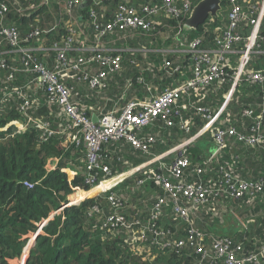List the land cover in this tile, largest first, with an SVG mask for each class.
<instances>
[{
    "label": "trees",
    "instance_id": "1",
    "mask_svg": "<svg viewBox=\"0 0 264 264\" xmlns=\"http://www.w3.org/2000/svg\"><path fill=\"white\" fill-rule=\"evenodd\" d=\"M129 1L137 7L161 6L163 2ZM199 1L195 0V3ZM258 1L260 0H240L247 14ZM38 2L39 0H34V3ZM119 2L120 0H103L109 9L115 8ZM93 5L92 2L84 5V19L88 18L87 11ZM227 6V0H222V9ZM45 11V19L41 24L32 20L27 22L25 17L18 19L14 15L16 12L8 15V22L14 18L13 22L19 29L27 32L36 25L47 26L51 21V12ZM222 18V14L217 18L210 17L197 30L183 31L182 38L186 43L203 38L205 43L214 46V38L224 30L223 25L226 24ZM185 21L186 18L160 16L155 19L159 25L154 32L137 31L130 35L124 42L127 49L123 56V70L109 81L108 87L102 92L112 95L121 92L118 86L132 82L129 97L137 94L144 100L157 93V90L177 88L194 79V59L189 54L164 51L168 46L177 47L175 34L180 24L183 28ZM242 25L243 35L248 36L251 32L249 21L245 20ZM155 48L158 51H153ZM256 50L260 52L251 55L249 67L254 71L264 72V19ZM235 58L236 56L231 57L230 66L235 65ZM6 74V70L0 71V264H11V261L21 258L31 235L35 233L36 240L26 251L24 264H225V256L218 255L214 250L217 237H229V247L232 250L242 245L244 254L257 251L264 242V236L254 238V233H251L253 228L264 229L261 227L264 222V192L253 200L247 196L240 199L230 196L212 198L197 213L188 215V218L176 211L173 201H168L162 206L160 216L153 219L154 204L166 193L154 174L170 175L157 162L122 179L107 192L90 195L92 187L86 182L89 174L87 149L72 144L74 131L71 130L47 136L41 125L36 123L19 131L16 122L24 121L20 111L23 100L14 92L24 86L29 77L18 73L15 80L6 81ZM140 77L144 79L142 83L138 82ZM66 83L74 85L75 99L81 100L84 105L88 103L86 97L102 102V94L97 93L100 91L91 90L84 84L75 85L72 79H68ZM231 85V81L226 79L224 82L215 81L209 86H194L189 95H184L179 100L180 109L173 118V126L157 122L136 131L139 139L147 136L155 138L148 143L147 152L125 138L110 140L102 146V164L109 166L113 175L118 176L150 162L182 139L195 135L208 122V117H203V113H198L196 108L207 107L208 114L214 116L225 102ZM31 99L33 106L30 113L33 119L48 121L56 129L64 119L60 107L48 103L43 91L38 88L32 89ZM263 106L264 84L243 82L239 85L233 100L212 129L190 147L189 155L193 165L186 170L187 181L195 182L199 179L193 169L198 165H206V150L211 152L212 146L214 149V134L219 128H235L241 134H251L254 118L244 114L245 108H254L255 116L263 118L264 131ZM86 114L88 115V111ZM182 121L189 122V132L181 128ZM183 133L187 135L184 138ZM223 153L221 163L226 160L236 167L245 166L250 174L242 175L243 177L251 180L264 177V143L251 147L239 137L228 136ZM51 159L58 160L54 169L48 167ZM163 160L168 163L170 158ZM216 165L218 164L214 163V168ZM150 171L152 177L147 178ZM94 173H98L100 180L103 179L101 171L95 170ZM210 176L218 177V171L212 169L204 173V181ZM145 178L144 183H138ZM112 191L116 192L122 205H112L109 200ZM189 204L191 203L186 198L180 201L181 207ZM111 216L124 217L127 225L116 220L108 222ZM228 216L230 220L231 217L243 219L239 232L233 235L220 230ZM191 225L202 237L196 234L195 240H190ZM246 225L247 231H242V227ZM168 241L172 245L163 246ZM180 242L183 245H174ZM199 246L207 252L206 258L197 251ZM15 262L22 264L20 261Z\"/></svg>",
    "mask_w": 264,
    "mask_h": 264
},
{
    "label": "built area",
    "instance_id": "2",
    "mask_svg": "<svg viewBox=\"0 0 264 264\" xmlns=\"http://www.w3.org/2000/svg\"><path fill=\"white\" fill-rule=\"evenodd\" d=\"M87 1L62 0L64 11L59 14L55 7L52 8L53 0H39L38 3H34V0H0V71H7L4 78L6 81L15 80L18 73L29 77L27 83L14 92L23 100L20 111L24 121L16 122L18 130H25L30 124L37 123L47 136L74 131L72 144L87 149L89 174L86 182L92 187L90 190L98 189L97 195L111 190L118 182L133 175L137 170L151 163H159L160 168L170 175L168 177L154 174L166 193L154 204L153 219L160 216L162 206L168 201H173L176 211L188 218V215L197 213L201 206L212 198L230 196L240 199L247 196L253 200L259 193L264 192V177L251 180L229 167V163H221L228 136L239 137L251 147L263 145V118L255 116V110L251 107L244 109L246 116L254 118L251 134H241L235 128H219L214 134V149L208 154L206 165H198L193 169L199 179L188 182L186 178V170L193 165L189 155L190 147L212 129L233 100L236 88L243 82L264 84V72L249 68L251 55L260 52L256 50V45L264 19V0L252 5L249 14L245 12L240 0H227L225 13L222 14L223 9L220 11L226 24L223 25L224 30L214 38V46L205 43L203 38L186 43L182 38L184 25L182 28L180 24L175 34L177 51L189 54L194 59V79L177 88L157 90L148 100H132L120 112H102L96 121L86 114V108L75 99L74 85L69 86L66 81L72 79L75 85L84 84L91 90L104 91L110 79L123 70V56L127 49L124 42L130 35L137 31L154 32L159 25L155 19L160 16L187 19L196 3L195 0H163L161 6L137 7L129 0H120L115 8L109 9L103 0H92L94 5L87 11L86 20L83 18V8ZM45 10L51 12V21L47 26L36 25L27 32H22L14 22H8V15L16 12L14 15L18 17L41 24L45 19ZM109 10L112 12L109 13ZM245 20L251 25L248 36L242 33V23ZM233 56H236L235 65L230 66ZM226 79L231 81L232 85L225 102L214 116L208 114L207 107L196 108L198 113H203V117H208V122L195 135L182 139L180 143L155 156L150 162L118 176L113 175L109 166L102 164L101 150L104 143L125 138L147 152L148 143L155 138L147 136L139 139L136 131L157 122L173 126V118L180 109L179 100L184 95H189L194 86H209L215 81L224 82ZM143 81V78H138V82ZM132 85L130 82L128 86ZM36 88L43 91L48 103L57 104L64 114V119L56 129H53L48 121L33 119L30 113L33 106L32 89ZM181 128L189 132V122L182 121ZM167 157L170 158L168 163L163 160ZM49 163V169H54L58 160L51 159ZM214 163L218 164L215 168ZM212 169L218 171V177L204 181V173ZM95 170L103 173V179L100 180L98 173H94ZM146 177H152L151 171ZM113 180L115 181L109 187L104 186ZM145 180L146 178L139 180L138 183L142 184ZM182 198L188 199L191 204L181 207ZM109 200L116 207L122 205L116 192H111ZM112 220L127 225L122 216L108 218V222H113ZM243 230L247 231V225L242 227ZM196 234L202 237L191 225V241L195 240ZM167 245H172V242L163 244ZM174 245L180 246L183 242ZM214 250L218 255L225 256V264H264V242L257 251L244 254L242 245L232 250L229 247V237L221 236L217 237ZM197 251L202 253L204 258L207 257V252L201 246Z\"/></svg>",
    "mask_w": 264,
    "mask_h": 264
},
{
    "label": "crops",
    "instance_id": "3",
    "mask_svg": "<svg viewBox=\"0 0 264 264\" xmlns=\"http://www.w3.org/2000/svg\"><path fill=\"white\" fill-rule=\"evenodd\" d=\"M62 0H53V4H52V8L55 7V9L59 12H57L55 9L54 11L59 13V14H63V7H62V3H61ZM92 2V1H91ZM86 4H89V3H86ZM224 10V9H223ZM225 13V10L222 12V14ZM17 16V15H16ZM18 17V16H17ZM22 17H18V19H21ZM27 19V22H30V20L28 18ZM14 18L11 20V22H13ZM89 35H90V40L92 39V36H91V32H89ZM153 51H158L157 48L153 49ZM164 51H166L167 53H174V52H177V47L176 46H168L167 49H164ZM250 65V63H249ZM251 68V67H249ZM115 76V75H114ZM114 76L110 79L113 80ZM111 84H113V81L111 82ZM127 87V91H129V88L131 86H128L127 83H125L124 86L122 87H119V90L121 92H116L112 95L110 94H107V92L103 93L102 91L100 92H97L99 93L100 95L102 94L101 98H102V102L101 101H98V100H95V101H92V97H86V100L88 101V103L86 105H84L81 100H79V102L86 108V110L88 111V115L92 118H98L102 112H106V111H116V112H120L122 110V108H124L128 102L132 101V100H142L137 94H134L132 95L131 97H129L127 91H124V88ZM153 94L150 95V97L152 96ZM149 97V98H150ZM149 98L147 99H144V100H148ZM143 101V100H142ZM206 147H209V145H207ZM210 151L213 150V146L210 147ZM208 152V154L210 153L209 150H206ZM239 156V155H237ZM240 159H242L241 156H239ZM227 159V158H226ZM238 159V161L240 160ZM224 162H226V160H224ZM51 164V162L49 163V165ZM53 164V163H52ZM229 167L231 166L233 169H235L236 171H239L243 176L244 175H248L250 174L246 169H245V166L242 165V166H238L236 167L234 163H231L228 165ZM246 172V174H245ZM126 173V172H125ZM212 176H210L211 178ZM214 178V177H213ZM208 180V179H207ZM206 180V181H207ZM113 181H110L108 183H106L104 186L105 187H109L113 182ZM92 194H95V193H92ZM91 195V193H90ZM73 201V200H72ZM229 221V222H228ZM226 221V222H223V225H221L220 227V230L222 233H224V231H226L225 229H228V232L229 235H233L235 234L236 232H239V228L241 227V225L243 224V219L242 218H239V219H236L237 224H233V222L230 220V216H229V220ZM242 222V223H241ZM258 222V221H257ZM256 222V223H257ZM262 228H264V222H262ZM224 230V231H223ZM251 233H254V238L256 236H259V239L260 237L264 236V229L263 230H258L256 228H253L252 229V232ZM258 239V240H259ZM36 240V235L35 236H32L30 238L29 241H31V243L33 244ZM31 247H29L30 249ZM17 260V259H16Z\"/></svg>",
    "mask_w": 264,
    "mask_h": 264
},
{
    "label": "water",
    "instance_id": "4",
    "mask_svg": "<svg viewBox=\"0 0 264 264\" xmlns=\"http://www.w3.org/2000/svg\"><path fill=\"white\" fill-rule=\"evenodd\" d=\"M91 1L92 0H88L87 3L90 4ZM221 9L222 0H200L193 6L189 16L184 23L183 31L190 32L192 30H197L199 26L204 24L210 17H219ZM93 119L96 121L98 118L94 117ZM91 191L92 190H90L89 192Z\"/></svg>",
    "mask_w": 264,
    "mask_h": 264
},
{
    "label": "rangeland",
    "instance_id": "5",
    "mask_svg": "<svg viewBox=\"0 0 264 264\" xmlns=\"http://www.w3.org/2000/svg\"><path fill=\"white\" fill-rule=\"evenodd\" d=\"M137 45H139L138 43H137ZM154 65V64H153ZM150 67V66H149ZM128 85H129V83H128ZM130 89V88H129ZM124 91H127V87H125L124 88ZM127 93H128V91H127ZM185 136H187L185 133H183V138L185 137ZM201 144L203 145V142H201ZM90 191V190H89ZM91 194L92 193H95L94 195H97V193L95 192V191H91L90 192ZM76 194V193H75ZM74 194V195H75ZM74 195H72V196H74ZM71 196V197H72ZM225 219H226V221H228L229 220V216L228 217H225ZM231 221L233 222V224H237V222L238 221H236V219L234 218V217H231ZM229 222V221H228ZM226 231H228V229H225ZM224 231V230H223ZM226 231H224V233L225 234H229L228 232H226ZM32 236H34V234H32L31 235V237ZM259 237V236H258ZM32 246V243H31V241H29V243L27 244V247H26V249H25V251H24V253H23V256L20 258V259H17V260H13V261H11V264H15L16 262L15 261H20L22 264H23V262L25 263V260H26V258H25V255H26V251L29 249V247H31ZM16 264H19V263H16Z\"/></svg>",
    "mask_w": 264,
    "mask_h": 264
},
{
    "label": "bare ground",
    "instance_id": "6",
    "mask_svg": "<svg viewBox=\"0 0 264 264\" xmlns=\"http://www.w3.org/2000/svg\"><path fill=\"white\" fill-rule=\"evenodd\" d=\"M93 191H95V192L97 193L98 189H95V190H93Z\"/></svg>",
    "mask_w": 264,
    "mask_h": 264
},
{
    "label": "clouds",
    "instance_id": "7",
    "mask_svg": "<svg viewBox=\"0 0 264 264\" xmlns=\"http://www.w3.org/2000/svg\"><path fill=\"white\" fill-rule=\"evenodd\" d=\"M36 235V233L34 234V236ZM29 243V242H28ZM26 249V248H25ZM20 259V258H19ZM23 264H24V262H23Z\"/></svg>",
    "mask_w": 264,
    "mask_h": 264
}]
</instances>
